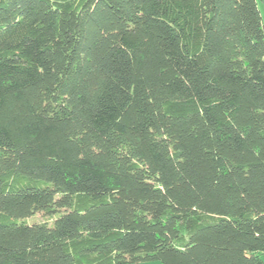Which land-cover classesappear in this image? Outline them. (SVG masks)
<instances>
[{"label":"trees","instance_id":"1","mask_svg":"<svg viewBox=\"0 0 264 264\" xmlns=\"http://www.w3.org/2000/svg\"><path fill=\"white\" fill-rule=\"evenodd\" d=\"M258 0H0V264H264Z\"/></svg>","mask_w":264,"mask_h":264},{"label":"rangeland","instance_id":"2","mask_svg":"<svg viewBox=\"0 0 264 264\" xmlns=\"http://www.w3.org/2000/svg\"><path fill=\"white\" fill-rule=\"evenodd\" d=\"M258 5H259V8L261 10L263 19H264V0H258Z\"/></svg>","mask_w":264,"mask_h":264},{"label":"crops","instance_id":"3","mask_svg":"<svg viewBox=\"0 0 264 264\" xmlns=\"http://www.w3.org/2000/svg\"><path fill=\"white\" fill-rule=\"evenodd\" d=\"M263 260H264V255H263ZM145 264H160V263L153 262V263H145Z\"/></svg>","mask_w":264,"mask_h":264}]
</instances>
